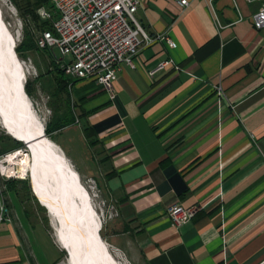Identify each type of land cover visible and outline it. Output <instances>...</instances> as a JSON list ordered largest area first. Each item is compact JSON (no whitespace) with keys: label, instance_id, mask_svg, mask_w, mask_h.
I'll use <instances>...</instances> for the list:
<instances>
[{"label":"crops","instance_id":"crops-1","mask_svg":"<svg viewBox=\"0 0 264 264\" xmlns=\"http://www.w3.org/2000/svg\"><path fill=\"white\" fill-rule=\"evenodd\" d=\"M179 1L138 0L134 17L152 40L133 66H119L113 100L92 79L65 77L58 99L74 122L55 132L77 127L78 134L67 149L52 141L78 173L101 177L117 203L120 235L144 264H259L264 28H254L251 16L260 3ZM9 198L0 193L8 211L6 218L0 212V264H52L31 247L30 228L41 225ZM173 205L197 212L172 226Z\"/></svg>","mask_w":264,"mask_h":264},{"label":"bare ground","instance_id":"bare-ground-1","mask_svg":"<svg viewBox=\"0 0 264 264\" xmlns=\"http://www.w3.org/2000/svg\"><path fill=\"white\" fill-rule=\"evenodd\" d=\"M15 43L0 7V124L19 141L39 139L30 146L31 154L16 150L2 159L1 173H16L11 166L18 165L20 173L28 176L33 196L50 218L56 242L67 251V264H118L99 236L101 221L86 189L62 150L45 135L43 121L24 91L25 69L14 51Z\"/></svg>","mask_w":264,"mask_h":264},{"label":"rangeland","instance_id":"rangeland-1","mask_svg":"<svg viewBox=\"0 0 264 264\" xmlns=\"http://www.w3.org/2000/svg\"><path fill=\"white\" fill-rule=\"evenodd\" d=\"M24 2L25 0H15V2L13 0H0L1 13L9 32L16 38L15 47L25 39H30L32 42V46L29 49L22 48L20 53H15L25 69V82L28 81L31 84L32 96L28 97L33 110L42 119L45 127L47 123L52 122L54 119L62 118L65 112L64 109L67 108V102L63 104V98L58 99V96H62V93L58 94L61 91L58 85V82H60L58 72L61 71L62 77L65 79L66 75L62 69L64 63L57 61V59L61 58V55L56 48L40 49L36 46L35 40L40 28L35 26L25 12L26 6ZM41 10L52 12L51 4L49 9H46V7L39 8L37 10L38 15ZM77 134L78 128L75 127L61 132H53L47 137L58 143L63 149H67L70 145L68 143L69 138H75ZM13 140L0 124V161L11 152L16 151L13 150ZM19 149H22L24 154H27L24 146L17 150ZM70 151L75 159V150L70 147ZM5 166L10 167L7 163H5ZM11 167L14 168L16 173L10 171L1 173L0 170V193L2 194V199L7 202L10 200L9 196H11L14 202H22L23 207L30 214L29 218L32 223L41 225H34L33 230L30 228L34 236L31 232L29 233L31 247L37 257L46 263L52 261V264H67L66 251L56 242L50 218L33 196L28 176L20 173L18 165H12ZM71 167L76 174L77 180L86 189L89 201L100 218L99 236L114 256L116 262L118 264H144L135 253L134 244L120 235L117 203L105 190L101 177L95 180L86 173H78L72 164ZM13 180L14 182H11ZM9 181L12 183L11 191L6 184ZM2 213L3 217L6 218L8 211L5 209Z\"/></svg>","mask_w":264,"mask_h":264},{"label":"built area","instance_id":"built-area-1","mask_svg":"<svg viewBox=\"0 0 264 264\" xmlns=\"http://www.w3.org/2000/svg\"><path fill=\"white\" fill-rule=\"evenodd\" d=\"M252 14L254 28H264V0ZM51 10H41L40 18L50 23L49 29L40 30L35 40L40 49L56 48L66 58L62 69L71 79H92L115 98L114 81L121 64L133 66L132 59L143 42L152 39L144 32L134 17L138 0H49ZM186 6V0H180ZM170 46L173 43L167 39ZM170 64L160 62L148 73L154 74ZM217 94L222 95L220 87ZM1 204V203H0ZM2 205V204H1ZM0 212L5 211L0 206ZM195 207L173 205L167 213L172 226H180L196 214ZM1 219V218H0ZM259 264H264L262 260Z\"/></svg>","mask_w":264,"mask_h":264},{"label":"trees","instance_id":"trees-1","mask_svg":"<svg viewBox=\"0 0 264 264\" xmlns=\"http://www.w3.org/2000/svg\"><path fill=\"white\" fill-rule=\"evenodd\" d=\"M15 2V0H13ZM25 12L28 14V16L31 18V21L35 24V26L37 28H40V30L43 29H49L50 28V23L46 20H41L37 10L41 7H46V9L50 8V4H49V0H25ZM30 7V8H29ZM27 27V25H26ZM32 46V42L29 39H25L24 41L21 42V44H19L18 46H16L14 48V51L16 53H20L22 48L25 49H29ZM59 78H60V82H58L59 88H60V92L62 93V89L63 87L65 88L67 86V81L62 77V72L59 71L58 72ZM24 91L25 93L31 97L32 96V89H31V84L30 82L26 81L24 83ZM69 106V105H68ZM74 122V118L71 116L70 114V110L69 107H67V111L64 112V116L62 118H56L54 119L52 122H49L46 124V126L44 127V133L46 136H50L53 132L60 130L68 125H70L71 123ZM85 135H88L87 129L84 130ZM14 143V147L13 150H17L20 147H23V144L21 142H18L16 140H13ZM11 182H14L11 181ZM10 181L7 182L6 184L8 185V189L11 191L12 190V183Z\"/></svg>","mask_w":264,"mask_h":264},{"label":"water","instance_id":"water-1","mask_svg":"<svg viewBox=\"0 0 264 264\" xmlns=\"http://www.w3.org/2000/svg\"><path fill=\"white\" fill-rule=\"evenodd\" d=\"M30 104V103H29ZM25 110V108H24ZM26 112V111H25ZM28 113V112H27ZM25 118L27 119V124H30V120H31V116H29L28 114L25 116ZM14 140L21 142L23 144V146L25 147V151L29 152L31 154V149L30 146L34 145L36 142L39 141L38 136L32 137V138H26L23 139L21 141H19V138H16L15 136H13L12 134H9ZM20 151H22V149H19ZM66 251V250H65ZM67 254V251H66Z\"/></svg>","mask_w":264,"mask_h":264}]
</instances>
